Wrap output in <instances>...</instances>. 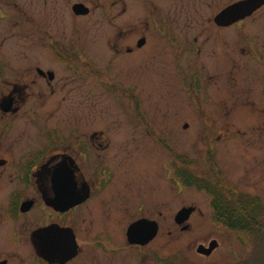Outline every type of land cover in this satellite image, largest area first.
I'll return each mask as SVG.
<instances>
[{"label": "flooded vegetation", "instance_id": "flooded-vegetation-1", "mask_svg": "<svg viewBox=\"0 0 264 264\" xmlns=\"http://www.w3.org/2000/svg\"><path fill=\"white\" fill-rule=\"evenodd\" d=\"M138 1L114 2L111 48L59 27L87 0H0V264H200L219 249L198 250L215 235L188 238L201 209L182 195L200 174L172 150L151 179L134 166L137 135L166 147L167 78L203 121L215 164L211 140L232 114L264 124V0H142L136 37ZM104 91L135 117L101 111Z\"/></svg>", "mask_w": 264, "mask_h": 264}, {"label": "rangeland", "instance_id": "rangeland-1", "mask_svg": "<svg viewBox=\"0 0 264 264\" xmlns=\"http://www.w3.org/2000/svg\"><path fill=\"white\" fill-rule=\"evenodd\" d=\"M115 1L87 0V5L92 12L88 16L77 18H75L72 9L68 8L67 13L64 12V20L62 19L64 21L63 26L57 24L56 27L66 28L67 32L70 31L72 36L77 38L78 43L82 38L79 33L85 32L89 46L100 47L99 40L106 41L110 45L112 34L117 24V21H115V15L117 14ZM141 3H143L142 0ZM141 3L140 1L136 3V10L140 12L138 15H141L139 18L136 16L135 19V25L138 29L136 37L145 32L143 7L139 5ZM106 13H109V15H106ZM125 17H120V19ZM110 47L112 48L111 45ZM106 52L110 53L109 49ZM118 73L125 79H129V71L115 70V74ZM171 82L170 78H167V87L163 88L167 97L166 102H163V107L165 108L164 111L168 112L167 129H169L166 135V147L163 146L164 142H162L161 147L159 141H155L149 134L137 135L139 141L136 143L134 166H142L148 169L151 171V179H154V177L158 176L157 169L164 158V153L167 160H170L174 156L173 151H181L183 159L200 176L213 172L215 168L213 165L221 167L223 174L220 179L224 184L226 183L233 188L237 187L245 193L258 195L264 203V124H262V121L243 119V114L241 113L237 115L241 118V120L239 119L241 123L236 120V116L233 119L232 114L229 123L236 121V124L228 125L227 123L231 127L230 130L222 129L221 125H219L218 134H214L211 140L217 146L214 159L217 164H215V162L210 161V152L208 151L210 149L209 137L203 136V133L199 134L196 130V128L201 127L203 121L193 117L192 105L185 99L183 94L182 100L180 97H176L175 93L178 87L174 85L170 88ZM142 88L146 92L144 85H142ZM112 95H115L113 91L109 93L104 91L103 95L101 94V111L109 112L112 116L114 112L118 114L127 113L129 117H135L133 114L135 110L131 109L128 103L117 100ZM135 106L139 107L140 105L136 104ZM141 108L144 111H148L143 103H141ZM252 109H254L253 106ZM151 110L154 111V109ZM136 113H139L137 109ZM127 114L120 116L127 117ZM138 121L136 119L137 123ZM226 122L227 120L221 121L222 124ZM185 123H188L189 126L184 127ZM240 130H243V136L233 134ZM168 167L170 168L169 164ZM167 174L170 175V171ZM168 191L175 192V189L169 183ZM182 196L184 204L194 203L201 209L191 220L196 232L188 235L189 240L193 239L195 241L197 238L206 240L210 235H215L221 241V247L212 257H199L200 264H208V262L214 264L213 261H216L217 264H264V229L258 234L250 235L229 232L221 225H216L215 227L213 222L219 223L213 219L211 196L209 194L195 188L184 187ZM260 219L264 221V210L261 212ZM6 248L15 249L13 247Z\"/></svg>", "mask_w": 264, "mask_h": 264}, {"label": "trees", "instance_id": "trees-1", "mask_svg": "<svg viewBox=\"0 0 264 264\" xmlns=\"http://www.w3.org/2000/svg\"><path fill=\"white\" fill-rule=\"evenodd\" d=\"M215 219L233 229L243 230L248 234H258L264 227L260 219L262 212L261 201L249 195H243L236 201L219 196L213 200Z\"/></svg>", "mask_w": 264, "mask_h": 264}, {"label": "water", "instance_id": "water-1", "mask_svg": "<svg viewBox=\"0 0 264 264\" xmlns=\"http://www.w3.org/2000/svg\"><path fill=\"white\" fill-rule=\"evenodd\" d=\"M74 10H75L77 13H83V14L89 12V9H88L85 5H82V4H77V5H75Z\"/></svg>", "mask_w": 264, "mask_h": 264}]
</instances>
